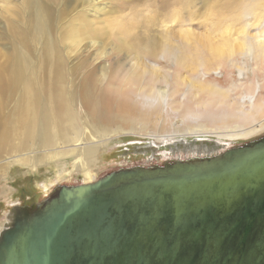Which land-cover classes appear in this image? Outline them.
I'll return each instance as SVG.
<instances>
[{
  "label": "rangeland",
  "instance_id": "374dc122",
  "mask_svg": "<svg viewBox=\"0 0 264 264\" xmlns=\"http://www.w3.org/2000/svg\"><path fill=\"white\" fill-rule=\"evenodd\" d=\"M37 1L49 9L50 34L37 30L36 3L26 13L25 0H0V68L6 63L18 65L26 71L23 84L25 73L29 80H37L42 73L50 76L62 33L67 28L77 30L78 37L60 40L64 67L78 66L90 78L100 103L98 125L103 124L92 138L83 135L84 141L69 146L74 151L96 147V159L88 165L78 164L74 152L75 156L47 160L33 169L12 165L0 172V237L10 226L9 214L14 219L18 207L19 212L30 210L33 203L46 202L60 187L89 184L134 166L213 158L264 138V128L246 137H228L259 124L260 118L239 117L256 103L257 86L248 83V93L230 95L225 102L190 86L195 80L236 92L229 85V75L234 68L247 66L241 63L242 55L213 59L208 45H219L223 36H236L244 22L248 36L261 31L249 11H256L255 15L263 11L264 0ZM22 34L25 43L17 40ZM261 76L264 71L255 69L254 79ZM234 100L237 105L232 104ZM263 105L264 96L255 107ZM111 110L119 112L118 119L106 116ZM238 122L242 127L232 128ZM39 129L44 144L52 128Z\"/></svg>",
  "mask_w": 264,
  "mask_h": 264
},
{
  "label": "water",
  "instance_id": "95a60500",
  "mask_svg": "<svg viewBox=\"0 0 264 264\" xmlns=\"http://www.w3.org/2000/svg\"><path fill=\"white\" fill-rule=\"evenodd\" d=\"M18 209L0 264H264V138L119 169Z\"/></svg>",
  "mask_w": 264,
  "mask_h": 264
},
{
  "label": "bare ground",
  "instance_id": "6f19581e",
  "mask_svg": "<svg viewBox=\"0 0 264 264\" xmlns=\"http://www.w3.org/2000/svg\"><path fill=\"white\" fill-rule=\"evenodd\" d=\"M31 3H36L38 9L39 24L37 30L40 28L41 33L50 34L51 27L49 22L51 15L49 9L42 7L37 0H25L23 10L26 13L29 11ZM249 12L253 15L252 23L258 30L260 25L261 31H257L255 35L248 36L246 32L247 23L244 22L243 29L239 28L235 32L236 36L232 35L230 37V35L226 34L227 36H223L224 39L219 45H208L211 58L213 59L230 60L236 55H242L240 56L241 58L243 57L241 63L247 66L241 70L234 68L235 71L233 70L234 72L229 75L231 77L229 85L236 92L229 93L219 87L207 83V85H204L195 80L190 81V86L198 87L210 95L215 94L219 101L223 102L230 95L234 97L238 93H241L240 96L246 94L245 92L248 93L249 91L246 88L248 83L254 84L257 86L258 92L260 91L256 103L264 96V76L259 77V80L257 78L254 79L255 69L264 71V8L263 11L256 15L254 10ZM12 31H15V29L13 28ZM76 31L72 28L65 29L62 33V39L71 40L73 37H78ZM183 33L187 35L188 32L184 31ZM62 39L60 38V40ZM17 40L20 43H25L23 34ZM60 40H58L59 50L55 52L57 60H55L50 76L42 73L37 80L36 78L29 80L25 73L29 83L25 84L26 79L23 84V75L26 71L18 67V65L6 63L0 68V172L12 165L30 166L33 169L39 163L47 160L57 161L59 158L70 156V154L73 155L72 153L74 152H77L79 156L77 158L79 160L78 164L81 162L88 165L96 159V147L94 146L85 147L80 151H74L69 147L78 144L80 140L84 141L85 137L90 138L93 133L102 129L100 125L103 122L98 125L101 117V115L100 117L98 115L100 103L95 98V94L98 92L94 94L90 78L81 74L80 67L77 66L72 69L64 67L65 60L61 54ZM45 46L49 47L47 43ZM234 46L237 47L233 48ZM238 63L240 61L234 64ZM208 79L210 80V78ZM151 88L150 86V90ZM101 94L100 96H102ZM256 103L245 108L239 117L242 116L244 119L260 118L259 124L242 133H230L228 137L242 138L264 128V105L261 108H256ZM232 104L237 105V100H234ZM117 114L111 110L106 116H115L118 119ZM113 121L116 122L114 119ZM40 126L43 129L52 128L51 133L44 139V144L40 142L42 139ZM236 127H242L241 122L232 125V128ZM78 149L80 148L78 147ZM8 220V225L11 226L14 220L12 214H9Z\"/></svg>",
  "mask_w": 264,
  "mask_h": 264
}]
</instances>
